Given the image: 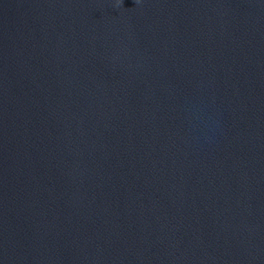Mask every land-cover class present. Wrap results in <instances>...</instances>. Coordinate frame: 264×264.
<instances>
[{"label": "water", "instance_id": "1", "mask_svg": "<svg viewBox=\"0 0 264 264\" xmlns=\"http://www.w3.org/2000/svg\"><path fill=\"white\" fill-rule=\"evenodd\" d=\"M0 264H264V0H0Z\"/></svg>", "mask_w": 264, "mask_h": 264}]
</instances>
